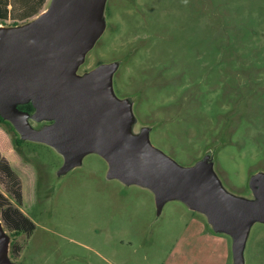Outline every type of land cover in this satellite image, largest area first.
Wrapping results in <instances>:
<instances>
[{"label":"rangeland","instance_id":"rangeland-1","mask_svg":"<svg viewBox=\"0 0 264 264\" xmlns=\"http://www.w3.org/2000/svg\"><path fill=\"white\" fill-rule=\"evenodd\" d=\"M99 10L101 30L74 73H109L113 114L128 109L123 136H146L184 166L207 157L228 193L257 198L264 0H99ZM23 122L17 134L0 123V224L14 264H264V211L233 241L182 198L159 201L129 170L109 176L95 149L62 167L69 152L56 115L27 112ZM202 241H217L216 253Z\"/></svg>","mask_w":264,"mask_h":264},{"label":"water","instance_id":"water-1","mask_svg":"<svg viewBox=\"0 0 264 264\" xmlns=\"http://www.w3.org/2000/svg\"><path fill=\"white\" fill-rule=\"evenodd\" d=\"M30 24L24 33L0 36V115L16 131L24 129L23 116L29 111L18 108L23 103L17 101L32 100L34 111L54 114L60 121L69 152L68 165L62 167L79 164L84 153L95 149L107 160L109 176L120 178L129 170L132 182L151 187L159 201L182 198L207 213L214 230L239 241L251 218L263 214L264 182L257 184V198L235 196L222 187L207 157L184 166L146 136L124 137L128 109L121 106L119 115L113 114L109 73H74L101 30L99 0H53L35 18L6 26ZM8 248L0 224V264H14Z\"/></svg>","mask_w":264,"mask_h":264},{"label":"crops","instance_id":"crops-1","mask_svg":"<svg viewBox=\"0 0 264 264\" xmlns=\"http://www.w3.org/2000/svg\"><path fill=\"white\" fill-rule=\"evenodd\" d=\"M43 5H45V0H0V16L5 13L6 15L3 16V19L6 18L8 19L10 14L13 15L15 9H18L19 13H24L26 8L34 7L33 8L34 10L25 18L26 20L25 19L22 20L23 22H26L35 18L40 13H42L44 11L42 8ZM202 242L205 243V247H209V249L214 248L215 251L214 253H216V249L218 248L217 241H202Z\"/></svg>","mask_w":264,"mask_h":264},{"label":"trees","instance_id":"trees-1","mask_svg":"<svg viewBox=\"0 0 264 264\" xmlns=\"http://www.w3.org/2000/svg\"><path fill=\"white\" fill-rule=\"evenodd\" d=\"M5 15H6V14L4 13L3 15L0 16V18H3V16H5ZM12 24H17V22L14 21ZM18 108H20V109H22V110L29 111V112L34 111V106H33L31 103H23V104H19V105H18ZM0 123H1L2 125H7V126H9V127L11 128V130L14 131V132L17 134V132H16V130H15L13 124H12L10 121L4 119L1 115H0ZM3 167H4V169H5L8 173H10V172L12 171L11 168H10V166H9L7 163H3ZM2 196H3V195H2V193L0 192V197H2ZM23 216L26 217V215H23ZM26 218H27V217H26ZM27 219H28V218H27ZM12 242H13V241H11V243H12ZM13 243H14V242H13Z\"/></svg>","mask_w":264,"mask_h":264},{"label":"bare ground","instance_id":"bare-ground-1","mask_svg":"<svg viewBox=\"0 0 264 264\" xmlns=\"http://www.w3.org/2000/svg\"><path fill=\"white\" fill-rule=\"evenodd\" d=\"M32 24L24 27H7L6 25L0 24V36L1 37H12L21 33H24L30 29Z\"/></svg>","mask_w":264,"mask_h":264},{"label":"flooded vegetation","instance_id":"flooded-vegetation-1","mask_svg":"<svg viewBox=\"0 0 264 264\" xmlns=\"http://www.w3.org/2000/svg\"><path fill=\"white\" fill-rule=\"evenodd\" d=\"M26 217L24 216L22 217V224L27 225L28 227H32L34 222H32V220L29 217H27L28 219ZM11 255H12V252L11 250H9V256L11 257Z\"/></svg>","mask_w":264,"mask_h":264}]
</instances>
